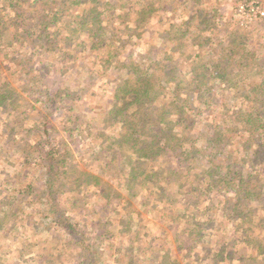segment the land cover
I'll return each instance as SVG.
<instances>
[{"label":"rangeland","instance_id":"1","mask_svg":"<svg viewBox=\"0 0 264 264\" xmlns=\"http://www.w3.org/2000/svg\"><path fill=\"white\" fill-rule=\"evenodd\" d=\"M34 1L25 0L17 11L23 14L32 12L37 7L41 9L45 7L43 0ZM151 1L156 2L154 15H157L159 21H154L151 17L149 23L139 26L138 8L141 0H108L109 5L106 7L107 12L103 16L104 25H102L105 28L102 36L105 39L104 46L90 51V46L86 45L85 52L79 54L77 58L72 55L68 57L69 54L66 52L69 47L62 48L64 57H61L58 52H37L33 63L26 69L29 71L13 68L12 65L6 67L3 64V59L10 56L9 48L7 49L5 46L12 45L11 41H17L19 44L14 47L23 48L29 45V41L19 31L20 27H12L8 23L10 21L9 13L7 15L0 7V23H5L1 26L2 30L0 31V85L7 83L14 88L17 95L24 97V100L19 98L12 100L14 104L19 105V113L24 111L30 115L34 112L28 117L26 115L21 118L24 119L21 121L22 127L29 128V125L35 120H40L50 129L53 139L64 143L63 148L69 149L70 154L65 169L69 176L72 173L73 165L78 169V172L97 177L99 184L83 182L82 188L72 183L67 177L66 183L69 186L58 197L59 202L67 210V216L78 222L89 220L90 223H93L94 228L97 229L91 230H96L94 232L97 237L101 234H108L110 231L107 236H104V239L97 241L100 253L106 250L108 254L103 256L101 253V259L96 264H117L116 258H119L120 262L122 261L118 264L129 262L132 258L137 262L136 264H157L158 261L155 262L147 256L149 254L145 255L146 260L140 261L143 259L145 251L140 252V256L137 257L129 255L126 250L127 245L132 247L136 243V245L144 247L143 237L148 236V233L149 237L157 238L155 249L160 247L163 250L169 248L178 251L177 246L181 245L182 251L175 253L177 264H264V252L259 251L260 247L264 249V195L260 201L248 203V206L244 208L246 218L243 219L224 216V211L221 209L223 199H216L215 196L210 195L211 205L202 207L200 204L199 209L200 211L210 209L212 217L198 216L199 221L205 225L202 230L206 241L199 243L200 246L182 243V237L186 235L187 231L184 218H179L180 214L189 216L192 213L183 210L189 201L191 204L194 199V189L191 186L193 176L195 173L197 174L198 169L195 168L196 164L193 161L181 166L179 164L180 167H176L173 172H170V169H173L171 163L179 162L175 156L166 153L163 159L161 156L155 160L157 167L145 169L147 175L159 173L155 179L160 180L150 184L147 189L152 190L157 185H162L165 193L169 195L163 202L155 206L157 211L153 210L154 206L151 207L153 210L151 211L149 206L143 203L149 195L145 194L144 187L139 183L133 188V192L138 193V198L137 196L128 197L125 195V191H120L121 197L116 201L107 203L104 200L103 195L106 188L109 185H114L112 179L117 176L115 167L117 164L110 167L105 165L108 161L107 155L104 153L106 140L107 137L126 132L124 126L117 121L111 125L104 123L106 115L114 104L113 96L117 88L126 81L134 79L135 75L139 73L138 71L141 70H147L146 72L149 74L156 73L161 77L162 72L159 71L161 70L159 65L164 63L169 65L168 70L171 74L173 73V76L167 81L166 89L163 92L152 93L157 97L164 93L170 95L172 93L169 88L171 83L176 85L182 80L189 79L187 73L191 66H199L203 61L202 57H205L208 51L216 52L215 56H219L220 48L222 52L227 53L226 51H231L236 46H241V48L244 46L245 53L247 49L252 50L254 62L259 64L264 62V0ZM49 2L53 7V2L56 5L64 3L69 8L64 15L67 18L80 12L78 7H69V2L65 3L61 0H49ZM143 2L146 4V1ZM258 2L259 4H257ZM57 7L61 8L59 5ZM101 9L102 7L97 11L100 12ZM37 14L40 17V14ZM58 26L59 33L61 32L63 35L64 28L60 23ZM210 31L214 33H210ZM208 37H210L211 43L204 46L202 43ZM172 48L176 50L172 51ZM73 54L75 55V53ZM99 56L103 60L110 59L112 64H106L107 68L101 69L98 64ZM232 57L234 58V56ZM20 60L22 61V59ZM20 60L18 61L21 62ZM14 65L16 67L17 63L15 62ZM175 67L178 70H174ZM258 68L256 66L252 71L242 74L236 72L233 74V80L230 77L226 79L235 81L239 77L243 78L248 93L252 91V95L255 97L256 85L260 77L256 78L253 73ZM251 73L253 75L250 76ZM29 80L35 84L33 93L25 92L22 89L24 81L27 83ZM219 82L220 80L213 84L211 94L206 90L202 101L197 100L196 103L200 111L207 109V105L203 104V101L212 102L213 97H215L218 106L224 102H228V106L235 103L232 86H229L228 82H222V84ZM230 85L232 84L230 83ZM53 86H61L62 89H68V92L72 93V96L66 99L68 108L75 104L80 105L74 115L77 117L76 121L72 118L67 124L68 116H64L60 112L61 110H57L54 104L47 108V100L38 99L34 94L38 92V89L42 90L46 87L48 89ZM181 91L179 92L182 93ZM181 95V99L192 100L187 99L184 93ZM12 112V109L9 108L3 113L0 108V129L4 127L5 121H10V118L13 117ZM209 113L213 117L212 125L217 122L224 128L231 126L229 122L225 124L220 121V110L212 109ZM207 122H209L208 119L203 121L198 119L193 127L195 130L205 129ZM8 134L9 137L5 138L4 134L0 132V217L7 216L12 208H17V205L21 211L16 213L9 223L5 221L4 225L0 227V264H78L77 246L70 242L69 238L64 237L63 234L60 235L50 227V220L47 218L50 209L44 207L46 202L43 201L40 194L35 193L34 188L41 181L38 171L31 165L28 167L27 175H24V168L21 164L24 155L16 146L17 144L24 145L22 136L18 132ZM201 145L200 141L195 144L198 149ZM110 157H112L111 154L108 159ZM255 159L258 162L254 172L258 168L257 173L264 177V149L260 154H256ZM185 166L191 167L194 172L189 173L191 170L185 172L188 170L185 169ZM162 167L164 174H160ZM27 190L31 194L23 195L22 191ZM34 190L35 192L32 193ZM81 192L83 193L81 194ZM224 194L234 195L232 190L225 191ZM227 197L229 196H226L225 199ZM153 199L154 197L149 202H153ZM2 200L11 202V206L6 205L7 202H1ZM232 200H236L235 196L232 197ZM74 204L76 205L74 206ZM138 215L139 219L136 218ZM189 219L187 220L189 221ZM119 220H126V223L129 224L128 233L122 231L117 234L120 229ZM106 221L110 225L107 229H103ZM138 221H145L146 229L143 225L137 224ZM247 229L251 232L250 234L246 233ZM163 231L167 233L162 234ZM50 235L57 237V240H61V242L51 240ZM248 240L257 243L255 245ZM234 241L242 243L235 244ZM192 246L194 248L191 249ZM101 248H104L103 251ZM220 249H225L224 253L221 257L215 258V254ZM226 253H229V258Z\"/></svg>","mask_w":264,"mask_h":264},{"label":"trees","instance_id":"2","mask_svg":"<svg viewBox=\"0 0 264 264\" xmlns=\"http://www.w3.org/2000/svg\"><path fill=\"white\" fill-rule=\"evenodd\" d=\"M24 1L0 0V7L7 15L9 13L8 18L10 21L8 23L12 27H20L19 31L29 41V45L23 48L14 47L19 44L17 41H11L12 45L5 46L7 49L9 48L10 56L2 58L4 66L12 65L13 68L26 70L33 63L34 56L40 51L44 53L58 52L61 57H64L62 48L69 47L66 52L69 54L68 57L72 55L77 58L79 54L85 52L86 45L90 46V51L104 46L105 39L102 36L105 28L102 25H104L103 16L107 12L106 7L109 5L108 0H61L65 3L69 2V7L75 6L80 10L76 15L74 14L68 18L64 17L66 10L69 9L64 3L56 5L53 2L54 7L56 6L54 8L49 0L42 1L45 5L42 9L37 7L38 9L36 8L32 12L20 14L17 10L21 8V3ZM36 1L39 2L40 0H35L34 2ZM141 1L138 8L139 26L147 23L151 20V17L154 21H159L157 15H154L156 2L151 0ZM143 1H146V4ZM242 3L244 4V2ZM58 5L61 8H58ZM98 7H102V11H97L99 10ZM37 13L40 14V17ZM60 20L61 22H59ZM59 23L64 28L63 35H61V32L59 33ZM4 24L0 23V31L2 30L1 26ZM205 32L209 33L208 31ZM210 33L214 32L210 31ZM209 43H211L210 37L206 38L202 44L207 46ZM243 49L244 46L242 48L241 46H236L231 51L224 53L225 51L222 52L220 48L219 56H215L216 52L213 53L207 50L208 52H206L205 57H202L203 61L200 65L191 66L188 70L187 76H189V79L186 81L182 80L176 85L170 84L169 88L172 92L170 95L164 93L157 97L152 93L163 92L166 89L167 81L173 76V73L171 74L168 70L169 65L164 63L159 65L162 70H159L162 72L161 77L157 76L156 73L149 74L146 72L147 70H141L138 71L139 73L135 75L134 79L126 81L121 87L117 88L113 96L114 104L106 115L104 123L111 125L117 121L124 126L126 132L107 137L106 140L104 153H106L108 161L105 165L110 167L113 164H117L115 165L117 176L112 179L114 185H109L105 190L103 195L105 202L111 203L119 199L121 197L120 191H125V195L128 197L137 196L138 198V193L133 192V188L138 183L144 187L145 194L149 195L147 199H144L143 203H146L150 210L151 207L163 202L169 195L165 193L162 185H157L152 190L147 189L150 184L160 181L155 179L159 173L147 175L145 169L148 168L149 170L154 166L157 167L155 160L161 156L163 159L167 153L175 156L179 162L177 164L171 163L173 169H170V172L189 161L195 162V168L198 169L196 171L197 174L195 173V176H193V180L191 179L193 181L191 187L194 189V199L191 204L189 201L183 210L184 212L191 211L192 213L189 216L188 214L186 216L185 214H180L179 218H184V225L187 231L186 235L182 237V243L198 246L199 243L206 241L202 230L205 225L199 221L198 216L212 217L210 209H203L202 211L199 209L200 204L202 207L211 205L212 198L209 197L210 195L215 196L216 199H223L221 209L224 211V216L228 218L234 217L235 219L246 218L244 208L251 201H260L264 195V177L257 173L258 168L254 172L258 162L255 159L256 154H260L264 149V62L261 64L254 62L252 50L247 49L245 53V49L244 51ZM174 50L176 49L172 48V51ZM26 52L29 53L26 54ZM5 56L7 55L5 54ZM15 62L17 63L16 67L14 65ZM98 64L102 69L107 68L106 64L110 65L112 63L110 59L103 60L99 56ZM173 65L176 66V64ZM256 66L259 68L253 74H255L256 78L260 77V79H258L254 97L252 91L248 93L246 82L242 80L243 78L239 77L235 81L230 79L233 80L234 73H246L255 69ZM173 69L178 70L177 67ZM104 70L107 71V69ZM131 71L133 70L131 69ZM253 74L251 73L250 76ZM229 77L230 79L227 81L226 78ZM218 80H220L219 83L221 84L222 82H228V85L232 86V90H234L232 91V96H235V103H231L232 105L228 106V102H224V104L218 106L215 97H213L212 102L209 100L208 102L203 101V104L207 105V109L200 111L196 103L197 100L202 101L206 90L211 94L213 84L218 82ZM34 85L31 80L27 81V83L24 81L22 89L25 92H32ZM183 93L187 99L192 100L181 99L180 97H182L181 94ZM17 94L9 84L3 83L0 85L1 111L5 113L9 108L13 111V117L10 118V121H5L4 127L0 129V132L4 134L5 138L9 137L8 133H20L24 145L17 144L16 146L25 157L21 159L24 175H27L28 167L31 165L38 171L41 181L34 188L36 192L34 190L32 193L40 194V197L46 202L44 207L50 209L49 217H47L50 220V227L55 232H59L60 235L63 234L64 237L69 238L70 242L77 246L78 264H96L101 259V253L103 256L108 254L106 250L103 251L104 248H101L103 252L100 253L97 241L104 239V236H107L110 231L108 234H101V236L97 237L96 232H94L96 230H91L94 228L93 223H90L91 221L87 219V221L80 220L78 222L67 216V210L59 202L58 197L69 186L66 183L67 177L70 178L72 183L81 188L83 182L99 184L98 179L94 175L78 172V169L73 165L72 173L70 176L67 174L65 169L69 159V149L63 148L64 143L53 139L50 129L42 121L35 120L34 123L29 125V128L22 127L21 121L24 119L22 120L21 118L28 113H24V111L19 113V105L12 102L14 98L24 100V97H20ZM34 94L38 99L44 98L47 100V108L54 104L57 110H61L60 112L64 116H68L67 124L72 118H74V121L77 120L74 115L80 105L75 104L73 107L68 108L66 99L72 96L68 89H62L61 86H53L48 89L46 87L42 90L38 89V92ZM212 109L215 111L217 109L218 111L220 110V121L225 124L229 122L231 126L224 128L217 122L212 125L213 117L209 113ZM33 113H30V115ZM30 115H27V117ZM37 115H39V112H37ZM198 119L202 121L209 120L205 129H194ZM234 139L235 141L233 142ZM197 141L202 143L200 149L195 146ZM233 143L235 144L233 145ZM108 153L112 156L109 159ZM179 164L180 166H178ZM163 169L162 167L160 174H164ZM185 169V172L189 170H191L189 173L194 172L191 167L185 166ZM28 190L22 191V194L26 196L31 194ZM229 190L234 193L235 201L232 200V195L224 194L225 191ZM150 196L154 197L151 203L149 202L152 198ZM226 196L229 197L225 199ZM3 201L7 202L6 205L11 206V202L6 200L1 202ZM169 201L171 202L170 199ZM18 208L19 205H17V208L8 210L7 216L3 215L0 217V227L4 225L5 221L9 223L10 219L21 211ZM153 210L157 211L158 209L155 207ZM136 218L139 219V215ZM188 218H190L189 221L187 220ZM208 221H211V219H208ZM144 222L138 221L137 224L143 225L144 229H146ZM105 225H103V229H107L110 223L106 221ZM118 225L120 229L117 234L122 231L129 232L127 229L129 224L126 223V220H119ZM91 231L93 232L91 233ZM247 232L251 233L249 229H247ZM161 233L166 234L167 232L163 231ZM143 238L144 247L139 244L136 245L137 243L133 244L132 247L127 245L126 250L129 255L132 254L139 257L140 252L145 251L146 253L144 252V257L140 261L146 260L145 255L149 254L147 256L155 262L158 261L157 264H177L175 253L182 251L181 245L177 246L178 251L176 249L170 250L169 248L163 250L160 247L155 249L156 237H149L148 233V236L145 235ZM50 239L58 241L57 237L53 235H50ZM248 241L247 243H249ZM60 242L61 240L58 241V243ZM234 242L236 244L238 241ZM252 242L255 245L257 243L256 241ZM238 243L242 242L239 241ZM224 251L225 249H220L215 254V258L221 257ZM259 251L264 252V249L260 247ZM226 254L229 258V253ZM116 260L118 264L120 262L119 258H116ZM136 263L132 258L129 262L125 261L124 264Z\"/></svg>","mask_w":264,"mask_h":264},{"label":"built area","instance_id":"3","mask_svg":"<svg viewBox=\"0 0 264 264\" xmlns=\"http://www.w3.org/2000/svg\"><path fill=\"white\" fill-rule=\"evenodd\" d=\"M261 15H263V13H260Z\"/></svg>","mask_w":264,"mask_h":264}]
</instances>
